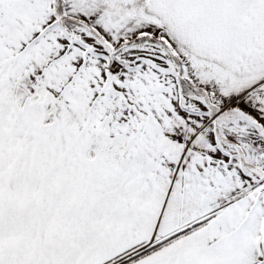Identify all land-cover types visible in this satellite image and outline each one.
<instances>
[{"label": "snow or ice", "instance_id": "1", "mask_svg": "<svg viewBox=\"0 0 264 264\" xmlns=\"http://www.w3.org/2000/svg\"><path fill=\"white\" fill-rule=\"evenodd\" d=\"M0 264H264V0H0Z\"/></svg>", "mask_w": 264, "mask_h": 264}]
</instances>
